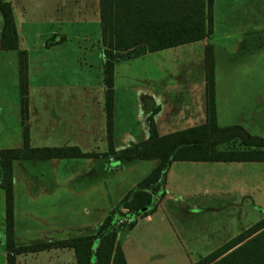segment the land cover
<instances>
[{
  "label": "crops",
  "instance_id": "obj_1",
  "mask_svg": "<svg viewBox=\"0 0 264 264\" xmlns=\"http://www.w3.org/2000/svg\"><path fill=\"white\" fill-rule=\"evenodd\" d=\"M3 1L11 8L17 48H0V149L21 148L26 128L30 147L74 146L91 154L12 160L14 247L93 236L108 213L118 207L123 213V222L117 228L116 241L126 264H132V251L136 248L145 247L146 254L158 253V245H165L164 239L158 240L160 234L176 238L174 244L179 248L180 231L188 240L196 237L197 246L202 248L196 251L201 256L189 259V264H194L261 219L249 220L241 228L225 232L218 243L203 248L207 245L203 227L208 225L211 231L210 221L218 218L217 212L226 214L228 205H238L243 193L252 189H245L241 183L243 174L238 178L235 172L241 168L247 170L244 175H250L245 182L252 184L251 165L241 167V164L259 161L172 160L166 167L159 192L152 193L151 185L139 183L158 165V159L122 160L102 155L110 145L120 149L145 140L150 117L160 135L207 121L204 50L207 44L213 45L215 0L212 32L204 38L120 58L103 42L100 0ZM245 6L243 13L240 5L236 10L242 25L252 21V0H246ZM82 13L95 21L94 34L84 29V21L89 18ZM2 25L0 13V29ZM245 36L243 32L240 37ZM194 44H200L202 70L189 88H160L158 84L144 88L124 82L130 78L124 66L131 60ZM254 45L244 38L237 41L235 48L252 53L257 47ZM105 49L112 50V54L106 56ZM93 50L96 51L94 61L86 58ZM106 57L114 60L111 131L105 107L103 62ZM22 62L27 92L25 114L21 108ZM214 81L217 125H240L251 134L250 128L257 123L255 111L260 101L257 94L246 96L251 92L237 86L217 88L216 76ZM132 88L137 91L136 104L130 105L133 110L125 115L118 107L116 93L118 89L131 92ZM137 190L150 192L152 200L141 213H128L123 201ZM5 218V192L0 186V264H7L10 252L6 247ZM130 221H134L131 226ZM124 227H128L127 231L121 230ZM96 245L97 240H93L92 261ZM186 247L192 249L188 242ZM14 260L15 264H77L74 248L61 244L16 251Z\"/></svg>",
  "mask_w": 264,
  "mask_h": 264
},
{
  "label": "trees",
  "instance_id": "obj_2",
  "mask_svg": "<svg viewBox=\"0 0 264 264\" xmlns=\"http://www.w3.org/2000/svg\"><path fill=\"white\" fill-rule=\"evenodd\" d=\"M213 0H100L102 39L108 48L115 50L116 58L136 57L179 44L200 40L212 32ZM3 25L0 29V48H17V36L10 5L0 0ZM105 49L104 54H112ZM207 94V121L201 125L160 135L150 117L148 137L120 149L111 145L103 156L119 159H158V165L140 181L151 185V192L160 190L166 167L172 160L202 161H259L264 162V136L249 134L240 125L220 127L216 123L214 107V52L213 45L204 50ZM104 65L105 107L107 126L111 131L113 114L114 60L106 57ZM21 108L27 110L26 76L20 63ZM238 145H236L235 143ZM74 146L30 147L27 129L24 128L21 148L0 149V186L5 192V238L7 264H15L14 252L36 250L61 244L72 246L77 264H126L123 250L116 241L117 228L123 215L113 208L95 235L70 238L62 241H43L14 247L12 160L23 158H63L89 156ZM123 205L128 213H141L151 200L150 192L135 191ZM134 221L128 223L129 226ZM97 240L92 261V242ZM194 264H264V217L242 231L219 248L203 256Z\"/></svg>",
  "mask_w": 264,
  "mask_h": 264
},
{
  "label": "rangeland",
  "instance_id": "obj_3",
  "mask_svg": "<svg viewBox=\"0 0 264 264\" xmlns=\"http://www.w3.org/2000/svg\"><path fill=\"white\" fill-rule=\"evenodd\" d=\"M214 2L215 21L211 39L214 46V80L216 76L217 88L237 86L244 89V92L250 91L252 93H246V96L254 97L257 94L260 99L255 111L257 123L250 130L252 135L264 136V0H252V21L250 19L243 25L240 23V16L237 17V5H240V12L243 13L246 0H215ZM82 15L85 16L83 13ZM87 18L89 19H86L83 24L84 29L94 34L96 31L95 21L90 17ZM242 18L244 15L241 16ZM51 20H53V14ZM243 32L246 33V36L240 37ZM244 38L252 46L257 44L252 53H242L241 49L235 48L237 41ZM199 46L200 44H194L166 49L148 54L138 60H131L124 66L126 71L130 73V78H125L124 82L128 81L132 85H139L144 88H151L158 84L160 88L178 86L187 89L198 80L197 77L202 70L199 60ZM94 52L96 51L89 52L90 56H86V58H92L94 61L96 59ZM116 96L118 97L119 109L125 115L131 113L133 107L130 105L136 104L137 91L133 88L131 92L118 89ZM209 163L212 164V162ZM227 165L229 164L227 163ZM241 165V167H244L243 165H251L252 167V177L250 176L252 184L245 182L250 175L249 173L248 176L244 175L247 174V170L241 168L235 172L238 178L243 174L242 185L246 186L245 189L247 190L252 188V191L243 193L244 197L239 199L238 205H228L226 214L222 212L218 214L217 212L218 218L210 221L211 231L208 225L203 227L202 230L207 236L204 238L207 245L203 248L218 243L227 232L241 228L249 220L264 217V162L242 163ZM210 217H213V213L210 214ZM126 229L128 227L121 230ZM126 231L123 232V235ZM180 232L182 233L177 235L179 236V240H177L179 248L176 247V243L174 244L176 238L167 236L166 233L160 234L158 240L164 239L165 245L163 247L160 246L161 244L158 245V253L146 254L143 250L145 247L132 249V264H189L190 258L201 256L196 253L197 250H202L195 242L197 238L192 237L188 240L183 237V231ZM128 242L131 243L130 240H127ZM170 242L172 245L168 246ZM187 242L192 249L186 247ZM189 250H194L195 253H190Z\"/></svg>",
  "mask_w": 264,
  "mask_h": 264
},
{
  "label": "built area",
  "instance_id": "obj_4",
  "mask_svg": "<svg viewBox=\"0 0 264 264\" xmlns=\"http://www.w3.org/2000/svg\"><path fill=\"white\" fill-rule=\"evenodd\" d=\"M122 222H123V219H122V218H120V219H119V223H122Z\"/></svg>",
  "mask_w": 264,
  "mask_h": 264
}]
</instances>
